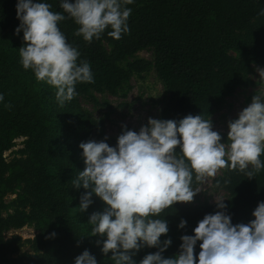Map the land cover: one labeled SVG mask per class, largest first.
Returning <instances> with one entry per match:
<instances>
[{"label": "trees", "instance_id": "obj_1", "mask_svg": "<svg viewBox=\"0 0 264 264\" xmlns=\"http://www.w3.org/2000/svg\"><path fill=\"white\" fill-rule=\"evenodd\" d=\"M46 2L53 11H62L60 0ZM16 4L0 0V264H74L84 250L98 264H113L111 253L105 256L71 227L68 207L56 192H73L79 201L86 192L73 184L85 168L79 145L92 139L98 124L81 113L79 97L92 92L116 95L146 63L140 61L128 71L118 64L155 50L156 71L169 95L160 119L203 115L212 122L239 89L256 87L251 75L253 66H264V0H134L126 5L132 9L130 31L119 40L108 36V29L100 39L87 42L76 35L78 25L66 18L59 27L81 53L80 59L90 63L94 82L78 83V95L63 104L54 87L38 81L20 62L25 42L23 32L16 34ZM105 44L112 47L111 53ZM48 104L52 109L45 113ZM19 139L24 140L23 148L8 161L6 153ZM53 168L59 170V179L52 177ZM202 181L194 174L193 187ZM214 184L229 194L226 205L233 224L248 223L264 201V169L249 177L246 171L227 167ZM9 195L17 197V211L5 220L3 202ZM92 201L89 215L107 207L95 195ZM216 211L215 205H172L161 214L168 223L167 237L192 235L198 222ZM181 219L187 221L184 229L178 228ZM28 224H35L38 235L28 241L32 253L23 256V239H7L6 233Z\"/></svg>", "mask_w": 264, "mask_h": 264}, {"label": "clouds", "instance_id": "obj_2", "mask_svg": "<svg viewBox=\"0 0 264 264\" xmlns=\"http://www.w3.org/2000/svg\"><path fill=\"white\" fill-rule=\"evenodd\" d=\"M134 0H60L62 11H53L46 0H17L16 13L25 46L20 62L38 81L56 89L63 104L78 93V83H93L90 63L80 59L59 22L71 18L76 35L87 42L107 35L119 40L128 34ZM4 95L0 93V102ZM10 107V105H5ZM227 142L213 130L210 118L187 115L177 120L149 118L140 130H124L114 147L105 141L82 142L85 168L73 180L75 189L86 190L79 212H86L95 195L107 206L90 215L91 235L113 264H136L141 249L155 248L139 264H264V201L258 203L248 223L233 224L225 200L216 201L217 211L207 214L192 235H182L178 253L165 257L171 246L169 227L161 214L177 203H191L199 190L197 180L230 167L251 177L264 169V96L255 95L238 118L228 123ZM178 149V150H177ZM252 166L249 169V166ZM187 221L181 219L178 228ZM55 237V233L51 234ZM199 242L200 251L195 255ZM74 264H98L88 250Z\"/></svg>", "mask_w": 264, "mask_h": 264}, {"label": "rangeland", "instance_id": "obj_3", "mask_svg": "<svg viewBox=\"0 0 264 264\" xmlns=\"http://www.w3.org/2000/svg\"><path fill=\"white\" fill-rule=\"evenodd\" d=\"M109 53L112 47L105 44ZM156 53L155 50H148L138 53L137 55L128 58L118 65L124 70H130L133 65L140 61H144L145 68L143 72L133 71L131 81L123 85L116 95L108 92L95 93L79 97L81 113L92 120L96 121L98 127L93 134L91 140L100 142L105 141L109 146L114 147L117 143L118 137L124 130L139 131L142 126H146L149 118L160 119L163 110L168 101V93L163 82L157 74L155 67ZM252 80L256 83V87L249 89H239L236 94L229 98L223 110L212 118L213 130L220 133L221 142H227L225 137L228 136V123L238 118L239 113L246 108L255 95L264 96V66H253L251 75ZM45 113L51 109V105H46ZM23 139L16 141L17 146L10 152L6 153L8 161L18 156L17 152L23 148ZM52 177L59 179V170L53 168ZM227 172V167L219 169L214 176H207L203 178L202 184L196 189L199 193L194 197L193 202L183 203L186 207L215 205L216 201L225 200L226 204L229 200V194L218 189L214 182L219 177H223ZM59 198L66 204L70 214L71 227L82 233L87 240L98 246L97 241L104 239L91 235V225L88 224L90 215L86 212H79V197L70 191H56ZM17 197L9 195L4 199L3 217L7 220L17 211ZM25 211H31L28 207ZM38 235L35 224H28L21 230H8L6 233L7 239L13 236H19L23 239L25 245L22 249L21 255H28L32 253L28 241L33 240ZM169 237H161L166 239ZM171 246L164 253L165 257H172L178 253L180 239H173ZM102 243L98 248L101 249ZM157 251L155 248H144L135 255L136 264H139L147 254ZM200 251L199 242L195 248V255Z\"/></svg>", "mask_w": 264, "mask_h": 264}]
</instances>
